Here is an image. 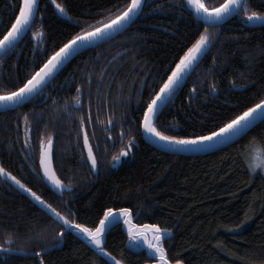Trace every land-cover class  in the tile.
I'll list each match as a JSON object with an SVG mask.
<instances>
[{
    "label": "trees",
    "instance_id": "obj_1",
    "mask_svg": "<svg viewBox=\"0 0 264 264\" xmlns=\"http://www.w3.org/2000/svg\"><path fill=\"white\" fill-rule=\"evenodd\" d=\"M17 2L0 0V29L11 26L13 13L19 11ZM121 2L126 0H57L73 17L69 21L50 0H40L23 39L9 54L0 57V81L11 88L13 78L31 68L34 59L46 58L45 47L50 54L55 50L52 46L58 47L68 31L75 33L106 20L108 12L104 10ZM153 2L161 8L153 9ZM182 2L149 0L126 32L68 62L53 82L55 87L45 89L48 99L37 97L19 108L0 111V163L18 177L27 175L25 183L54 206L60 204L61 196L39 179L40 142L43 139L46 146L47 134L51 132L54 167L65 183L66 177L72 178L73 190L64 192L63 199L74 197L71 203L82 215L88 216L86 209L95 212L100 205L130 208L136 224H156L171 231L163 239L170 261L264 264V175L250 172L244 155V146L264 124L234 143L203 155L159 150L137 132L142 98L158 87L153 81H160V73L173 53L198 34L194 16L178 6L169 7ZM203 2L216 7L223 0ZM245 7L249 12H264V0H245L236 16L210 29L214 35L208 53L157 116L161 131L172 129L167 133L171 135L199 131L200 122L211 125L222 118L218 114H236L264 95V26L244 23ZM77 19L87 23L74 27ZM199 27L202 29L203 24ZM32 32H42L43 39H32ZM77 83L83 88V106L63 109L64 98L77 95ZM89 115L91 124L87 123ZM81 116L85 118L89 141L98 152L97 174L81 157ZM129 135L135 136L136 142L127 155H120ZM26 137H30L28 148L33 153L28 159L23 151ZM256 139L248 153L254 154L260 148L264 155V137ZM118 155L123 159L115 165L112 158ZM30 169H36L38 175ZM33 204L27 194L0 179V243H4L7 232L17 227L24 233L44 223L43 213ZM237 224L239 228L233 227ZM23 239L11 247H18ZM127 241L121 222L115 223L107 231L105 247L125 264H145L150 258L148 251L132 248ZM41 259L44 264H104L90 246L71 234L60 247L41 256L4 254L0 264H39Z\"/></svg>",
    "mask_w": 264,
    "mask_h": 264
},
{
    "label": "snow or ice",
    "instance_id": "obj_2",
    "mask_svg": "<svg viewBox=\"0 0 264 264\" xmlns=\"http://www.w3.org/2000/svg\"><path fill=\"white\" fill-rule=\"evenodd\" d=\"M55 6L56 11L72 21L73 17L69 14L65 4L57 3V0H50ZM149 0H126L109 9L106 20H101L98 24H93L91 27L80 28L79 31L72 33L68 31L66 38L58 47L53 45L55 49L48 52L47 47L44 48L46 58L43 56L39 60L32 61V67L26 70L22 76L14 77L15 83L9 88L7 83L0 81V87L4 88L0 91V111L19 108L25 103L34 101L37 97L49 98V94L45 89L55 87L54 81L60 75L66 63L79 55L82 51L95 47L97 44L110 40L113 36L126 32L133 22L139 17V14L147 7ZM241 0H223L216 7H208L203 0H183L179 5H169V7L183 8L189 15L194 16L197 21L196 33L191 43H186L178 48L173 53L172 58L165 65V70L160 73V81H153L158 84V87L153 88L147 97L142 98L141 111L142 115L136 118V127L139 135H147L153 138L158 144L166 149L181 152H197L211 150L218 145H226L234 143L237 139L247 136L260 124H264V95L255 99V102L250 106L243 107V110L229 116L227 113L218 114L222 116L220 119L214 120L211 125L200 122L199 131H193L183 135L167 134L172 129L166 128L161 131L157 124V116L160 111L168 104L169 100L176 94V90L191 74V70L200 62V60L208 53L213 42L214 33L210 29L219 24L225 17L231 15L234 11V6H237ZM19 11L13 13L14 20H11V26L5 25L6 30L0 29V57L9 54L23 39V35L31 27V22L35 19L37 9V0H18L16 6ZM113 8L115 12H113ZM161 5L153 2V9H160ZM244 23L259 22L264 26V12L247 10L245 7ZM86 21L76 20L74 27H79L80 24H86ZM203 24V28L199 24ZM40 37L43 39L42 32H32L31 38ZM70 37V38H67ZM39 47V41H37ZM182 53V54H181ZM178 57V59H177ZM170 69V71H169ZM91 77L89 76V82ZM162 81V82H161ZM215 90V85L211 86ZM243 87V86H240ZM76 96L65 97L63 109L70 106H83V88L82 85L75 84ZM195 91V88L192 89ZM55 101V98H52ZM28 114L25 113V121ZM87 123L91 124L92 119L89 115ZM131 131V130H130ZM79 132L83 133V143L81 157L83 162L88 164L90 171L98 172L99 160L98 152L94 151L92 144L89 141L87 131H85V118L80 117ZM78 132V136H79ZM124 133L121 132L123 137ZM257 136L264 137V127L259 128L256 135L251 136L245 147V159L248 162V170L254 172L256 166L259 165L264 169V155H260V149L255 150V154L248 153V148L257 143ZM30 137H26L24 141L23 151L27 153L26 159L33 156L32 151L28 148ZM53 134H47V145L44 140L40 142L39 163L40 170L39 179L41 182L51 184L56 191L60 193L61 203L54 206L44 195L38 194V191L33 190L25 181L27 175L18 177L14 175L3 163H0V179L10 182L15 185L23 193L34 202L33 206L43 213L41 220L44 223L39 228H29L24 233L19 231V227L15 231L7 232L4 236V243H0V258L4 254L22 253L24 255L33 254L41 256L50 250L60 247L66 236L69 234L79 238L82 243L90 246L94 254L104 260V264H125L123 259H117L111 251L105 247L106 234L111 224L123 219L125 225H131V209L130 208H115L105 207L100 205V208L92 212L88 211V216L81 214L80 209L71 203V199L64 200L63 192L72 191V178L66 177L67 183L58 175L56 167L53 165ZM136 142V137L128 136V143L125 148L120 150V155H127L132 150ZM120 155L113 156V162L120 160ZM33 175H38L36 169H30ZM85 221V222H81ZM91 224V226H90ZM135 226H130L128 229V237L133 246L143 243L147 244V249L150 253L149 260L145 264H182V261L176 259L170 261L167 259L165 249L163 247V234L170 231L167 228H161L156 224L141 225L140 229H149L153 233V240L147 239L144 231L134 230ZM239 228L240 225H233ZM24 239L18 247H11L17 244L18 239ZM5 244L10 245L5 247ZM43 245V247H40ZM32 250H35L34 252ZM39 264H44L43 260Z\"/></svg>",
    "mask_w": 264,
    "mask_h": 264
},
{
    "label": "water",
    "instance_id": "obj_3",
    "mask_svg": "<svg viewBox=\"0 0 264 264\" xmlns=\"http://www.w3.org/2000/svg\"><path fill=\"white\" fill-rule=\"evenodd\" d=\"M39 2H40V0H37V9H36V12H35V16H36V14H37V10H38V6H39ZM244 2H245V0H241V2L237 5V6H234V11H233V13L231 14V15H229V16H227V17H225L219 24H216V25H220V24H223V23H225L227 20H229V19H231L232 17H234V16H236L238 13H239V11L241 10V8L243 7V5H244ZM140 15V14H139ZM34 21V20H33ZM33 21L31 22V25H32V23H33ZM250 24H252V25H261L259 22H255V23H250ZM29 30V29H28ZM27 30V31H28ZM25 35V34H24ZM23 35V36H24ZM115 36H117V35H115ZM115 36H113V37H115ZM112 37V38H113ZM107 41V40H106ZM105 42V41H104ZM101 44V43H100ZM97 45H99V44H97ZM96 45V46H97ZM93 48V47H92ZM88 49H90V48H88ZM88 49H86V50H88ZM86 50H84V51H86ZM84 51H82L81 53H83ZM80 53V54H81ZM79 54V55H80ZM78 56V55H77ZM75 58V57H74ZM72 60V59H71ZM70 60V61H71ZM69 61V62H70ZM68 63V62H67ZM66 63V64H67ZM75 107H80V106H75ZM12 109H14V108H12ZM9 110H11V109H9ZM4 111H6V110H4ZM143 137H144V140L147 142V143H149L150 145H152V146H154V147H156V148H158L159 150H162V151H165V152H169V153H172V154H182V155H203V154H208V153H211V152H213V151H215V150H218L219 148H221V147H223V146H225V145H218V146H216L215 148H213V149H211V150H204V151H197V152H186V151H181V152H177V151H173V150H170V149H166V148H164V147H162L160 144H158L153 138H150V137H148L147 135H143ZM229 144V143H228ZM227 145V144H226ZM54 165V164H53ZM95 174H97L98 172H94ZM48 186H49V188L53 191V192H55L56 194H58V195H60V193L58 192V191H56L55 189H54V187L51 185V184H47ZM64 192H68V191H64ZM63 192V193H64ZM131 217H132V215H131ZM132 220H133V217H132ZM121 221H118V222H115V223H120ZM134 222V221H133ZM115 223H113V224H115ZM113 224H111V226L113 225ZM110 226V227H111ZM109 227V228H110ZM124 228V227H123ZM124 230H125V228H124ZM126 231V230H125ZM126 233H127V231H126ZM128 234V233H127ZM149 253V252H148ZM22 254V253H21Z\"/></svg>",
    "mask_w": 264,
    "mask_h": 264
},
{
    "label": "rangeland",
    "instance_id": "obj_4",
    "mask_svg": "<svg viewBox=\"0 0 264 264\" xmlns=\"http://www.w3.org/2000/svg\"><path fill=\"white\" fill-rule=\"evenodd\" d=\"M258 149H260V148H258ZM259 154L260 155H263L261 149H260V153ZM122 159H123V156H120V160L117 161V162H115L114 164L117 165ZM255 171H260L264 175V169H261L259 165L256 166V170ZM119 221H121V224L125 228V230L127 231V233H128V229H129L130 226H135L134 227V230H137V231H141L142 230V231H144L146 233L147 239L152 240V242L155 243V240L152 239L153 238V233L149 229H140L139 226H141V224H136L135 222H133L132 217H131V225H125L123 219H121ZM147 225H149V224H147ZM170 233H171V231H168V232H166V233L163 234L162 243H163L164 237L167 236V235H169ZM143 239L144 238L142 237L141 238V244L139 246H133V242H130L129 237H128L127 244L130 247H132V248H135V249L145 248L148 251L147 244L143 243Z\"/></svg>",
    "mask_w": 264,
    "mask_h": 264
},
{
    "label": "bare ground",
    "instance_id": "obj_5",
    "mask_svg": "<svg viewBox=\"0 0 264 264\" xmlns=\"http://www.w3.org/2000/svg\"><path fill=\"white\" fill-rule=\"evenodd\" d=\"M116 37V36H115Z\"/></svg>",
    "mask_w": 264,
    "mask_h": 264
}]
</instances>
